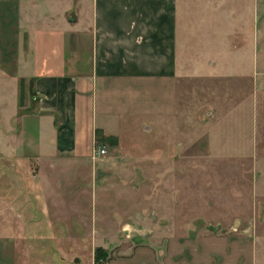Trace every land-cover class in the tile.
Masks as SVG:
<instances>
[{
    "label": "crops",
    "instance_id": "0c3cea01",
    "mask_svg": "<svg viewBox=\"0 0 264 264\" xmlns=\"http://www.w3.org/2000/svg\"><path fill=\"white\" fill-rule=\"evenodd\" d=\"M208 106L230 124L246 110L261 147L264 0H0V264H95L121 245L138 225L119 216L86 237L59 211L88 196L96 213H133Z\"/></svg>",
    "mask_w": 264,
    "mask_h": 264
},
{
    "label": "rangeland",
    "instance_id": "374dc122",
    "mask_svg": "<svg viewBox=\"0 0 264 264\" xmlns=\"http://www.w3.org/2000/svg\"><path fill=\"white\" fill-rule=\"evenodd\" d=\"M204 98L215 102L211 94ZM236 102L239 107V99ZM208 107L200 112L202 131L189 130L186 139L192 144L182 151L181 164L177 159L170 167L157 166L158 172L166 173L160 176L165 179L141 183L133 213H101L100 207L96 213L88 196L75 199V209L59 211L61 221L73 223L76 233L86 237L94 225L98 232H115L119 216L139 226V230L125 232L121 245L110 247L105 264L129 258L138 248L140 264H264V134L262 148H253L246 110L231 118L230 124L225 116H212ZM228 124L236 127L235 133L228 134ZM152 184L155 197H151ZM116 199L111 195V200ZM80 201L84 203L79 205ZM133 231L143 239L126 236Z\"/></svg>",
    "mask_w": 264,
    "mask_h": 264
},
{
    "label": "trees",
    "instance_id": "16d2710c",
    "mask_svg": "<svg viewBox=\"0 0 264 264\" xmlns=\"http://www.w3.org/2000/svg\"><path fill=\"white\" fill-rule=\"evenodd\" d=\"M24 99V84L21 83V103H23ZM110 259V254L109 252L102 248L98 247L96 249V254H95V264H105L106 261Z\"/></svg>",
    "mask_w": 264,
    "mask_h": 264
},
{
    "label": "built area",
    "instance_id": "2783aa9c",
    "mask_svg": "<svg viewBox=\"0 0 264 264\" xmlns=\"http://www.w3.org/2000/svg\"><path fill=\"white\" fill-rule=\"evenodd\" d=\"M108 151L105 146H99L97 150L95 151L96 157H105L107 155Z\"/></svg>",
    "mask_w": 264,
    "mask_h": 264
}]
</instances>
